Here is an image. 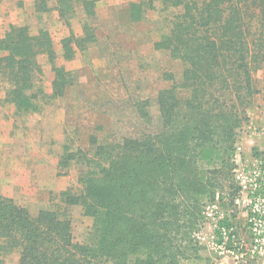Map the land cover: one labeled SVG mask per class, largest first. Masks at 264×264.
I'll return each mask as SVG.
<instances>
[{
    "label": "trees",
    "instance_id": "trees-1",
    "mask_svg": "<svg viewBox=\"0 0 264 264\" xmlns=\"http://www.w3.org/2000/svg\"><path fill=\"white\" fill-rule=\"evenodd\" d=\"M98 1L86 2L88 15H94ZM56 2L61 19L74 13L69 1ZM157 2L177 13L156 48L185 66L181 85L158 95L160 129L103 143L91 136L90 152L60 162L77 161L81 189L54 196L59 203L36 216L0 197V264L16 251L19 264H186L200 259L192 235L203 221L205 200L224 193L220 178L228 180L227 164L259 94L254 75L264 67V0H144L132 4L131 20L142 21ZM47 6L45 0L38 5L46 12L51 10ZM84 31L85 38L65 40L66 59L76 55L73 44L83 49L96 43L92 28ZM0 51L6 53L0 57V74L12 85L9 102L18 111L38 108L32 90L42 72L40 55L47 54L54 65L55 98L75 84L71 73L55 66L47 32L32 36L28 27H11ZM178 87L187 98H180ZM149 107L148 100L136 103L147 124L152 123ZM216 159L221 168L204 172L203 164ZM72 207L93 219L84 243L75 242ZM225 225L220 222V229ZM217 236L223 232L217 230Z\"/></svg>",
    "mask_w": 264,
    "mask_h": 264
},
{
    "label": "rangeland",
    "instance_id": "rangeland-1",
    "mask_svg": "<svg viewBox=\"0 0 264 264\" xmlns=\"http://www.w3.org/2000/svg\"><path fill=\"white\" fill-rule=\"evenodd\" d=\"M42 1L0 0V41L11 27H28L32 36L47 32L57 57L55 66L71 73L75 82L63 97L55 98L54 65L47 54L40 55L42 72L32 90L38 108L29 113L9 102L12 85L0 74V197L14 200L34 216L59 203L54 196L72 187L81 189L77 161L67 166L60 162L70 154L90 152L91 136L103 143L156 133L161 127L158 95L175 84L180 86L185 69L169 51L156 48L170 32L177 13L161 2L142 21L133 22L131 6L144 0H100L93 16L84 8L90 0H66L75 10L68 12L67 19L60 18L56 0H45L51 8L47 12L39 8ZM86 27L94 31L96 43H86L83 49L73 44L76 55L66 59L65 40L72 35L85 38ZM5 55L0 51V57ZM254 78L259 91L253 99L256 105L260 98L264 101V67ZM177 92L182 99L188 97L183 88ZM145 100L150 101L149 124L136 111V103ZM246 126L227 164L228 180L220 178L224 193L218 192L214 201L205 200L203 221L192 235L199 244L200 259L186 264H264V150L242 145ZM220 163L218 159L205 162L203 170L220 169ZM70 212L75 242L84 243L93 219L81 207ZM220 222L227 226L220 229ZM217 230L223 231L222 238ZM3 259L5 264H19L20 253Z\"/></svg>",
    "mask_w": 264,
    "mask_h": 264
},
{
    "label": "crops",
    "instance_id": "crops-1",
    "mask_svg": "<svg viewBox=\"0 0 264 264\" xmlns=\"http://www.w3.org/2000/svg\"><path fill=\"white\" fill-rule=\"evenodd\" d=\"M259 101L260 103L256 105L253 102L254 106L252 104L249 108V122L247 123L242 142L243 146L245 143L248 144V146L250 145V150H264V101L261 100V98Z\"/></svg>",
    "mask_w": 264,
    "mask_h": 264
},
{
    "label": "built area",
    "instance_id": "built-area-1",
    "mask_svg": "<svg viewBox=\"0 0 264 264\" xmlns=\"http://www.w3.org/2000/svg\"><path fill=\"white\" fill-rule=\"evenodd\" d=\"M223 232V231H222Z\"/></svg>",
    "mask_w": 264,
    "mask_h": 264
}]
</instances>
